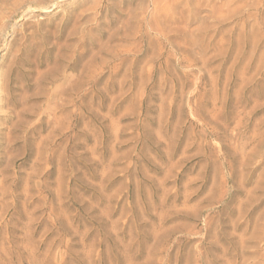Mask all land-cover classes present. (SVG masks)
Returning <instances> with one entry per match:
<instances>
[{
    "label": "rangeland",
    "instance_id": "374dc122",
    "mask_svg": "<svg viewBox=\"0 0 264 264\" xmlns=\"http://www.w3.org/2000/svg\"><path fill=\"white\" fill-rule=\"evenodd\" d=\"M21 1L0 264H264V0Z\"/></svg>",
    "mask_w": 264,
    "mask_h": 264
},
{
    "label": "bare ground",
    "instance_id": "6f19581e",
    "mask_svg": "<svg viewBox=\"0 0 264 264\" xmlns=\"http://www.w3.org/2000/svg\"><path fill=\"white\" fill-rule=\"evenodd\" d=\"M52 2H53V0H52ZM15 3H17V2H15ZM35 4H39V2L38 3H36V0H22L20 3H18V4H14L13 5V7L14 8H12L13 9V13H15V10H18V12H19V14L22 16V18H27V17H30V16H34V14L35 13H37V12H43V10H44V5H43V7L41 6V8H39V6H38V8L37 9H33L31 6L32 5H35ZM53 4H56V3H53ZM52 5V4H51ZM50 5V6H51ZM52 7H53V5H52ZM46 9H47V7H46ZM3 13V12H2ZM13 13H11L12 15H13ZM36 15V14H35ZM16 16H18V15H16ZM16 16H14V17H16ZM11 17V15H8L7 14V18H10ZM18 17H20V16H18ZM35 17V16H34ZM0 18H6V15L5 14H2V16H0ZM11 18H13V16L11 17ZM17 18V17H16ZM15 19V18H14ZM6 21V20H5ZM7 22V21H6ZM6 22H4L3 23V21L1 22V19H0V27H2V26H4V25H6ZM4 24V25H3ZM9 28H11V27H9ZM12 29V28H11ZM14 30V29H13ZM16 30V29H15ZM5 31V30H4ZM1 32L2 31H0V35H1ZM4 38V37H3ZM2 104V100H1V98H0V106H2L1 105Z\"/></svg>",
    "mask_w": 264,
    "mask_h": 264
}]
</instances>
